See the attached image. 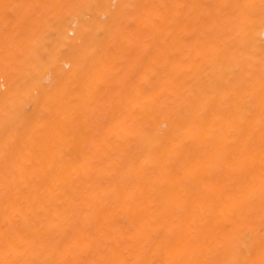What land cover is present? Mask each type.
Here are the masks:
<instances>
[{
	"label": "bare ground",
	"instance_id": "6f19581e",
	"mask_svg": "<svg viewBox=\"0 0 264 264\" xmlns=\"http://www.w3.org/2000/svg\"><path fill=\"white\" fill-rule=\"evenodd\" d=\"M0 264H264V0H0Z\"/></svg>",
	"mask_w": 264,
	"mask_h": 264
}]
</instances>
